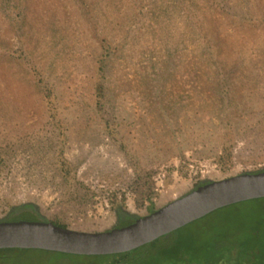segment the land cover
<instances>
[{
  "label": "rangeland",
  "instance_id": "374dc122",
  "mask_svg": "<svg viewBox=\"0 0 264 264\" xmlns=\"http://www.w3.org/2000/svg\"><path fill=\"white\" fill-rule=\"evenodd\" d=\"M102 37L110 51L100 79ZM226 135L232 154L221 165ZM0 155V218L31 201L47 220L81 230L111 228L115 194L144 215L199 180L264 168V0H0ZM5 219L43 216L21 207ZM165 237L189 250L165 258ZM159 238L122 260L257 264L264 197ZM111 259L0 251V264Z\"/></svg>",
  "mask_w": 264,
  "mask_h": 264
},
{
  "label": "water",
  "instance_id": "95a60500",
  "mask_svg": "<svg viewBox=\"0 0 264 264\" xmlns=\"http://www.w3.org/2000/svg\"><path fill=\"white\" fill-rule=\"evenodd\" d=\"M205 180L152 212L118 227L81 230L56 225L50 220H0V249H40L77 255L124 253L218 208L264 197V169Z\"/></svg>",
  "mask_w": 264,
  "mask_h": 264
},
{
  "label": "trees",
  "instance_id": "16d2710c",
  "mask_svg": "<svg viewBox=\"0 0 264 264\" xmlns=\"http://www.w3.org/2000/svg\"><path fill=\"white\" fill-rule=\"evenodd\" d=\"M100 40V43H101V48L103 50V52L100 54V57L98 58V66H97V72L99 74V78L102 79V77L104 76V67H105V62H106V58L107 56H109V51H110V44L108 43L107 39L102 37L99 39ZM100 87L102 88V85L101 83H99ZM102 93H101V90L99 91V94L98 96H100ZM227 134V133H226ZM231 154H232V138L228 135L225 136L224 140H223V145L221 147V152H220V155L218 156V162L223 165V164H226L228 161H230V158H231ZM57 162H58V165H59V168L60 170L62 171V174L63 175H67L69 170H68V163L67 161L62 158L61 155H59L58 159H57ZM2 167H3V157L0 155V173H1V170H2ZM264 168H261V169H258V170H262ZM206 181L205 179L204 180H199L195 183L194 186H196L197 184L201 183V182H204ZM32 208V210L39 214L40 216H43V219L42 220H47L44 215L40 212V209L38 207V205L34 202H31V201H27V202H22V203H19V204H15V205H10L9 209L5 212L4 216L2 218H0V220H6L5 219V216L8 214V213H11L13 212L14 210L16 209H19V208ZM118 214L123 216V214L125 215L126 219H121V223H126V221L129 220V217H130V214L126 213V212H123L121 210H117ZM53 222L54 224L56 225H61L59 222L57 221H51ZM61 226H64L66 227V225H61ZM166 238V237H165ZM161 240H164V238H159V240H154L153 242H151L150 244H145L144 246L146 245H150L152 246L155 243H158V241H161ZM168 240L167 238L165 239L164 243L159 247V253L162 254L165 258L167 257L166 255H168V257H171V258H176V259H179L180 257H183L184 255V252L185 251H188L189 249H186L185 248H179V242H176V244H168L166 243ZM143 247V246H142ZM7 249H19V248H4V249H0V251L2 250H7ZM190 250L194 253H205L206 255H208V248H203L201 246H193V248H190ZM202 251V252H201ZM134 250L132 251H129V252H126V253H121L119 255H121V258L122 256L124 257L125 255V259H130L129 257L134 254L133 253ZM203 254L205 257L206 255ZM112 255V254H111ZM123 259V258H122ZM199 264H205V263H201L199 262ZM257 264H264V260L262 259L261 262L257 263Z\"/></svg>",
  "mask_w": 264,
  "mask_h": 264
},
{
  "label": "flooded vegetation",
  "instance_id": "af4514ba",
  "mask_svg": "<svg viewBox=\"0 0 264 264\" xmlns=\"http://www.w3.org/2000/svg\"><path fill=\"white\" fill-rule=\"evenodd\" d=\"M109 202V206L112 212V221H111V227H118V226H122L125 224H128L130 222H133L136 218H138L139 216H141L140 214H137L134 210L130 209L127 204H126V199L124 197V195H113V198H109L108 200ZM147 208V213L152 212L154 209H156L155 207L150 205L146 206ZM121 210L123 212H126L128 214H130L129 220L126 221V223H121V219H126L125 215L123 214V216L119 215L117 210ZM121 253H117V254H112V259L111 262L109 264H126V262H124L121 258V255H119Z\"/></svg>",
  "mask_w": 264,
  "mask_h": 264
}]
</instances>
